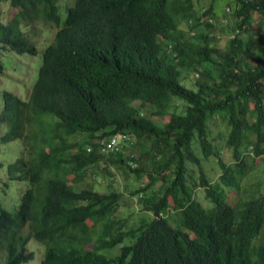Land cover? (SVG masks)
Instances as JSON below:
<instances>
[{
	"label": "trees",
	"instance_id": "1",
	"mask_svg": "<svg viewBox=\"0 0 264 264\" xmlns=\"http://www.w3.org/2000/svg\"><path fill=\"white\" fill-rule=\"evenodd\" d=\"M9 1L56 27L31 95L8 111L32 141L35 189L19 221L44 249L41 264H264L263 182L242 185L264 169V38L254 30L258 19L264 35V0H230L221 16L216 0H71L63 20L59 0ZM214 119L232 165L211 139ZM117 134L131 149L104 154L99 142ZM212 157L215 183L203 168ZM114 173L140 187L94 190ZM126 196L145 216L127 228Z\"/></svg>",
	"mask_w": 264,
	"mask_h": 264
},
{
	"label": "clouds",
	"instance_id": "2",
	"mask_svg": "<svg viewBox=\"0 0 264 264\" xmlns=\"http://www.w3.org/2000/svg\"><path fill=\"white\" fill-rule=\"evenodd\" d=\"M71 2V0H59V15L62 20L67 17V8ZM23 13L24 8L12 6L9 0H0V76L4 75L7 79L10 73H20V76L23 73L26 74L28 69L18 62V59H31L30 65L33 68V75L28 79V83H23L24 80L10 82L11 88L21 86L24 92L27 91L23 97L16 95L11 89L0 88V187L2 188L0 194V264H41L45 253L41 245L29 236V226L19 221L29 200V194H32L35 189L28 167V149L32 141L27 140L25 136L20 137L19 132L11 126L14 113L8 111L17 103L28 99L38 80L43 64V50L50 43L38 44L42 27L49 25L55 34L56 27L39 16L33 20H26L22 16ZM103 141L99 142L100 146ZM11 144H16L18 147H13ZM131 147L123 149H131ZM9 152L13 154L6 157ZM87 152H92L91 147L87 149ZM102 152L110 155L105 153L103 148ZM13 185H18V189H12ZM17 204L15 212L10 211ZM31 246H37L43 251V256L39 261L36 259V250ZM16 250H22L25 258L17 259Z\"/></svg>",
	"mask_w": 264,
	"mask_h": 264
},
{
	"label": "rangeland",
	"instance_id": "3",
	"mask_svg": "<svg viewBox=\"0 0 264 264\" xmlns=\"http://www.w3.org/2000/svg\"><path fill=\"white\" fill-rule=\"evenodd\" d=\"M194 1H197V0H194ZM201 1H202V4H208V5L210 4V0H201ZM228 2H230V0H216L215 9H216L219 16L223 15L225 6L228 4ZM254 24H255L254 30L256 32V35L259 32V34H258L259 36L257 38H259V39L264 38V35L261 33V30H260L261 25L259 24L258 19L255 20ZM180 27H181V30L186 32V26L185 25H181ZM227 29H229V28H227ZM219 32L221 33V27H219ZM219 32L217 31L215 34L218 36ZM54 34H55L54 30L51 29V27L49 25H44L42 27L41 38L39 39L38 44L42 45V43H45V42L49 43L53 39ZM226 43H227L226 40H222L220 43L221 47H225ZM31 61H32L31 59H28V60L18 59V62H20L26 66V68L28 69V72L26 74L23 73L22 76H20L21 75L20 73H10V75L8 76L7 79L4 75L0 76V88L2 87V89H4V88L11 89L16 95H18L20 97H23L24 94L26 95L27 91L24 92L23 89L21 88V86L11 88L10 82L14 81V80H21V81L24 80L23 83H28V79L31 78V76L33 75V68L30 65ZM40 66H41V64H40ZM197 78H198L197 75H195L193 73L189 74V79H187L188 84L190 86H193L194 80ZM136 105L138 106L139 104L136 103ZM210 125H211L210 129L212 131L211 139L213 140L214 144L219 146L220 148L223 147L226 149L225 141L220 138V133L226 130L225 124L219 119H214L211 121ZM77 139H82V137H78ZM11 145L13 147H18L16 144H11ZM225 152H227V153L225 155H223L224 163L232 165L233 164L232 163L233 157L230 154L232 151L226 149ZM71 153H73V152H71ZM12 154L13 153L9 152L8 155H6V157H10ZM203 168H204L206 174L208 175V178L213 183L217 182V180L219 179V177L223 173L220 164L217 162V159H215L214 157H212L209 162H207V163L204 162ZM193 172H194V177L198 179L200 176L199 169L195 168L193 170ZM114 174H115V176L113 178H111L112 181L106 182L104 180H98L96 185H94L95 186L94 190H96L100 193H106L109 191L108 190V184H112V187H114V188H116V189H118L124 193L125 192L128 193V191H130V189L132 191H134L135 189L140 187L139 182H137L133 179H130V181H127V179L124 177L123 174H117V173H114ZM251 174H253V175H251ZM251 174L243 180L242 185L243 186H249L248 189L250 191V189H251L250 186L252 184H254V185L259 184V181H261V182H263V190L262 191H264V169H263V167L260 166L258 168V170H256L255 173H251ZM91 177H92L91 175H88L85 178V180L82 179L78 184L79 189H81L83 187L82 182L86 183L85 181H90ZM69 178L73 179L74 175H70ZM146 181L147 180H145V183H146ZM126 182H128V184ZM127 188H128V191H127ZM12 189L17 190L18 185H13ZM1 193H2V188L0 187V194ZM128 194H126V195L128 196ZM201 194H203V193L200 191L199 196L197 195L198 200L201 201L205 206L208 205V201L206 199H204L203 198L204 196L203 195L201 196ZM127 196L125 197V199H123L121 201L122 205L120 208V217L122 219H126V221H127V223H126L127 225L125 226V228L132 226V225L135 226V225L139 224L141 219H143L145 217L143 215V209H142L143 207L140 206L139 203L136 202L135 200H129L130 196H129V198ZM17 206H18V204L14 208H11L10 211L15 212V210L17 209ZM89 225L93 227L94 223L89 222ZM94 231H96V227L94 228ZM125 243H128V241ZM89 247H91V245H89ZM31 248L36 250V254H37L36 259L39 261L43 256V251H41L37 246H31ZM114 251L117 254V252L119 251V248L114 249ZM109 252H110L109 250L101 251V253L104 255H110Z\"/></svg>",
	"mask_w": 264,
	"mask_h": 264
},
{
	"label": "built area",
	"instance_id": "4",
	"mask_svg": "<svg viewBox=\"0 0 264 264\" xmlns=\"http://www.w3.org/2000/svg\"><path fill=\"white\" fill-rule=\"evenodd\" d=\"M131 144V138L128 135L118 134L104 140L101 146L105 153L114 154L120 152L124 147H130ZM132 157H134V155H132Z\"/></svg>",
	"mask_w": 264,
	"mask_h": 264
}]
</instances>
